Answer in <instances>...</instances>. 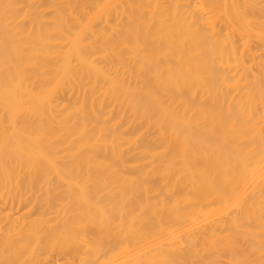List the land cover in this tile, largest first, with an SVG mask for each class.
Listing matches in <instances>:
<instances>
[{"label": "bare ground", "instance_id": "obj_1", "mask_svg": "<svg viewBox=\"0 0 264 264\" xmlns=\"http://www.w3.org/2000/svg\"><path fill=\"white\" fill-rule=\"evenodd\" d=\"M0 264H264V0H0Z\"/></svg>", "mask_w": 264, "mask_h": 264}]
</instances>
